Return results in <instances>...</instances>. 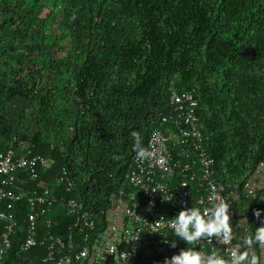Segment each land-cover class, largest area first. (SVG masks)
<instances>
[{"label":"trees","instance_id":"obj_1","mask_svg":"<svg viewBox=\"0 0 264 264\" xmlns=\"http://www.w3.org/2000/svg\"><path fill=\"white\" fill-rule=\"evenodd\" d=\"M173 90L194 94L218 179L254 232L261 198L243 187L264 161V0H0V154L51 161L35 180L16 171L11 188L79 203L76 215L54 206L51 232L67 238L82 214L105 226L120 191L134 190L131 132L143 147L155 129L168 134ZM24 214L2 264L44 255L19 251Z\"/></svg>","mask_w":264,"mask_h":264},{"label":"built area","instance_id":"obj_2","mask_svg":"<svg viewBox=\"0 0 264 264\" xmlns=\"http://www.w3.org/2000/svg\"><path fill=\"white\" fill-rule=\"evenodd\" d=\"M170 104L172 109L163 117L171 127L168 134L155 129L144 147L150 156L144 160L134 157L133 167L127 175L128 184L134 190L120 191L107 214L105 226H98L82 214L76 223L77 229L67 238L50 231L56 219L54 206L61 201L68 214L76 215L79 212L76 200L59 198L49 186L33 193L11 188L14 181L21 182L16 179V171L22 170L35 180L38 171L50 165V159L42 154L17 155L12 149L1 153L0 220L3 225L0 228V264L12 245L17 210L25 213L26 236L20 244V253L31 252L36 247L44 249V255L35 260L28 258L25 264H163L165 258L188 247L182 240H177L176 248L164 243L176 239L168 225L181 210L192 206L210 207L214 201L209 198L217 197L230 204L232 217L238 214V192L228 189L218 179L215 158L209 152L200 128L194 94L173 90ZM66 180L62 177L57 185ZM67 185L70 190L71 182ZM157 186L165 188V195L170 194L173 199H164L159 189L153 191ZM243 191L246 198H261L252 207L259 227L264 223V161L245 181ZM257 210L261 211L260 218L254 215ZM236 226L234 235L239 237L241 230ZM86 229L90 230L86 234L89 241L83 244L75 241V233H84ZM228 247L213 240V243L202 242L200 250L205 254L215 251L226 257ZM260 249V264H264V248L260 246ZM249 251L253 255V249Z\"/></svg>","mask_w":264,"mask_h":264},{"label":"clouds","instance_id":"obj_3","mask_svg":"<svg viewBox=\"0 0 264 264\" xmlns=\"http://www.w3.org/2000/svg\"><path fill=\"white\" fill-rule=\"evenodd\" d=\"M130 136L134 141L133 150L136 158L139 160L148 158L150 153L142 146L139 133L133 131ZM157 189L163 193L164 199L168 201L173 199L172 195H165V188L157 186L153 191ZM209 199L214 201L210 207L203 209L193 206L185 208L170 220L168 227L171 229V235L176 239L171 242L165 240L164 243L169 244L171 248H176L177 240H182L186 242L188 247L181 249L178 254L172 255L170 258H165L163 264H259L258 258L251 255L249 250L254 245L264 248V223L256 227L254 232H250L245 216L236 226L241 230L238 231L240 236L236 237L231 221L230 204L219 200L217 197H210ZM254 215L260 218L261 211L257 210ZM213 240L218 244L229 246L226 248V257L215 251L211 254H205L200 250L202 242L213 243Z\"/></svg>","mask_w":264,"mask_h":264},{"label":"crops","instance_id":"obj_4","mask_svg":"<svg viewBox=\"0 0 264 264\" xmlns=\"http://www.w3.org/2000/svg\"><path fill=\"white\" fill-rule=\"evenodd\" d=\"M236 210H237L238 214H236V215H235L234 217H232V219H231L232 224H233L234 227L238 224V222H239L242 218H244V217H243V213H242V209H241L239 206H237V205H236Z\"/></svg>","mask_w":264,"mask_h":264}]
</instances>
